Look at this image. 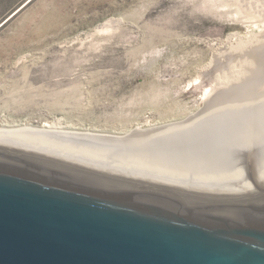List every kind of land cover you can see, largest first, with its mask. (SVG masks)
<instances>
[{
	"label": "water",
	"instance_id": "1",
	"mask_svg": "<svg viewBox=\"0 0 264 264\" xmlns=\"http://www.w3.org/2000/svg\"><path fill=\"white\" fill-rule=\"evenodd\" d=\"M0 264H264V102L120 135L0 129Z\"/></svg>",
	"mask_w": 264,
	"mask_h": 264
},
{
	"label": "rangeland",
	"instance_id": "2",
	"mask_svg": "<svg viewBox=\"0 0 264 264\" xmlns=\"http://www.w3.org/2000/svg\"><path fill=\"white\" fill-rule=\"evenodd\" d=\"M240 1L0 0V127L120 135L206 118L226 41L264 25V0Z\"/></svg>",
	"mask_w": 264,
	"mask_h": 264
},
{
	"label": "bare ground",
	"instance_id": "3",
	"mask_svg": "<svg viewBox=\"0 0 264 264\" xmlns=\"http://www.w3.org/2000/svg\"><path fill=\"white\" fill-rule=\"evenodd\" d=\"M200 1V0H198ZM204 1V0H203ZM222 1V0H221ZM231 1V0H230ZM234 1V0H233ZM240 1V0H238ZM243 1V0H242ZM251 1V0H250ZM253 1V0H252ZM255 1V0H254ZM258 2V1H257ZM241 3V1L239 2ZM245 3V2H244ZM259 3V2H258ZM261 3V2H260ZM208 4V3H207ZM206 4V5H207ZM253 4V2H252ZM256 4V3H255ZM254 4V5H255ZM205 4H203L204 6ZM243 5V4H241ZM261 5V4H260ZM201 6V5H200ZM209 6V5H208ZM240 6V5H239ZM237 6V7H239ZM244 6V5H243ZM248 2V6L249 7ZM210 7V6H209ZM208 7V8H209ZM231 7V6H230ZM252 7V6H251ZM264 7V6H263ZM233 8V7H232ZM231 8V9H232ZM240 8V7H239ZM245 8V7H244ZM257 8V7H256ZM206 9V7H205ZM251 9V8H250ZM212 10V9H210ZM224 11V9H221ZM252 10V9H251ZM256 10V9H255ZM205 11V10H204ZM209 11V10H208ZM219 11V10H218ZM230 11V10H229ZM228 11V12H229ZM233 11V10H232ZM243 11V10H242ZM248 11V10H246ZM253 11V10H252ZM257 11V10H256ZM255 11V12H256ZM214 12H217L214 10ZM221 12V11H220ZM209 13V12H208ZM212 13V12H211ZM225 13V12H224ZM227 13V12H226ZM244 14L246 12H243ZM257 13V12H256ZM261 13V12H260ZM218 14V13H217ZM220 14V13H219ZM222 14V13H221ZM259 14V13H258ZM258 14H256L258 16ZM215 15V14H214ZM223 15V14H222ZM221 15V16H222ZM227 15V14H226ZM249 15V14H247ZM255 15V16H256ZM230 17V15L228 14ZM232 16V15H231ZM250 16V15H249ZM219 17V16H218ZM245 17V16H244ZM261 17V15H260ZM248 18V17H247ZM238 19V18H237ZM244 19V18H243ZM253 19H257L253 18ZM239 20V19H238ZM252 20V18H251ZM263 20V19H262ZM261 20V22H262ZM248 21V20H247ZM243 22V21H242ZM252 23V22H251ZM257 23V22H256ZM109 24V23H108ZM255 24V23H254ZM260 23H258L259 25ZM256 25V24H255ZM254 25V26H255ZM114 26V25H113ZM121 26V25H120ZM262 26V25H261ZM256 27V26H255ZM98 29V28H97ZM116 29V28H115ZM254 29V28H253ZM109 30V29H108ZM113 30V29H112ZM251 30V29H250ZM102 31V30H101ZM106 31V30H105ZM259 31V30H258ZM93 32V31H92ZM111 32V31H108ZM249 32V31H248ZM91 33V32H90ZM96 34V31L94 32ZM93 33V34H94ZM104 33V31H103ZM105 34V33H104ZM114 34V33H113ZM234 34V33H233ZM90 35V34H89ZM112 35V34H110ZM246 35H248L246 33ZM106 36V34H105ZM109 36V35H108ZM232 37L235 35H231ZM239 36V35H238ZM104 37V35H103ZM102 37V38H103ZM230 37L229 40L226 41L225 47L223 46V52L222 55L224 57L223 63L221 64V70L222 66L224 68L223 71H216L218 73L213 75L214 77V82L213 85L210 87L211 90L207 92V95L209 96L210 100L208 104L206 105L203 109V111H208V109H212L211 111L209 110L208 112L210 113L207 115L206 118L201 119L202 115L201 113H194L185 120H180L176 123H166L162 125H152L149 128H137L136 130H133L129 133H137V132H145V131H153V130H161V129H167V128H174V127H179V126H184L189 122L197 123L208 120L214 117H218L242 108H245L250 105L258 104L261 102H264V25L261 27L260 31L257 33H251V35H248L243 38L242 37H236L232 38ZM80 38V37H79ZM85 38V37H83ZM93 38V37H92ZM90 37V39H92ZM106 38V37H104ZM227 38V37H226ZM77 39V38H76ZM87 40V38H86ZM93 40V39H92ZM98 40V39H97ZM95 40V42H97ZM105 40V39H104ZM109 40V39H108ZM90 41V40H89ZM88 41V42H89ZM100 41V40H99ZM104 42L103 40H101ZM86 42V41H85ZM101 42V43H102ZM106 42V41H105ZM104 42V43H105ZM220 42V41H219ZM83 43V42H82ZM221 43V42H220ZM84 44V43H83ZM94 44V42H93ZM95 44H98L95 43ZM94 44V45H95ZM85 45V44H84ZM90 45V44H89ZM101 46V45H100ZM91 47V45H90ZM96 47V46H95ZM99 47V44H98ZM97 48V47H96ZM95 48V49H96ZM100 48V47H99ZM101 49V48H100ZM98 49V50H100ZM93 50V48H92ZM96 50V51H98ZM95 51V50H94ZM214 51V50H213ZM212 51V52H213ZM220 51V49H219ZM217 52V51H216ZM222 52V51H221ZM214 53V52H213ZM215 54H213L214 57ZM219 56V55H218ZM217 56V58H218ZM212 57V56H211ZM216 57V56H215ZM222 57V56H221ZM213 60V59H212ZM217 60V59H216ZM216 60L213 61V65L216 62ZM210 61V60H209ZM222 61V58H221ZM212 63V62H211ZM210 63V64H211ZM208 64V65H210ZM216 64V63H215ZM207 65V66H208ZM216 66V65H215ZM212 67V65H211ZM218 67V65L216 66ZM203 68V67H202ZM214 68V66L212 67ZM210 69V67H209ZM217 69V68H216ZM215 69V70H216ZM202 70V69H201ZM212 70V69H210ZM214 70V69H213ZM209 71V70H208ZM203 72V71H201ZM213 72V71H211ZM204 73V72H203ZM210 73V72H209ZM207 75H210V74ZM201 74V73H200ZM204 75V74H203ZM206 76V75H205ZM211 76V75H210ZM202 78V77H201ZM210 78V77H209ZM197 79V78H196ZM199 79V78H198ZM211 79V78H210ZM202 80V79H201ZM209 80V79H208ZM195 81V79H194ZM203 81V80H202ZM196 82V81H195ZM198 82V81H197ZM200 83V82H199ZM206 83V82H205ZM204 83V86H205ZM202 84V83H201ZM208 84V82L206 83ZM209 88V87H208ZM207 88V89H208ZM206 92V91H204ZM204 95V94H203ZM207 96V97H208ZM246 97H249V102H246L245 100ZM208 98V99H209ZM228 103L230 104L228 106ZM228 106V107H227ZM218 114H216V112ZM214 113V114H212ZM201 115V116H200ZM42 128V129H53V130H64V131H75V132H81V131H76V130H69L65 128V125L58 120L50 124H46L44 127H34V126H19V127H0V129L4 130H16V129H21V128ZM134 129V128H133ZM91 132V131H90ZM86 133H89L86 132ZM96 133V132H95ZM100 134V133H98ZM107 134V133H103ZM128 134V133H127ZM112 135V134H111Z\"/></svg>",
	"mask_w": 264,
	"mask_h": 264
}]
</instances>
